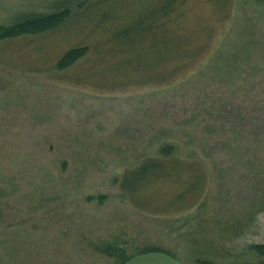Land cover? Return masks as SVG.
I'll return each mask as SVG.
<instances>
[{
    "label": "rangeland",
    "instance_id": "374dc122",
    "mask_svg": "<svg viewBox=\"0 0 264 264\" xmlns=\"http://www.w3.org/2000/svg\"><path fill=\"white\" fill-rule=\"evenodd\" d=\"M81 1L0 0V26L72 8L53 30L0 43V264H121L145 249L263 264L264 0H186L173 30L197 32L200 50L170 62L143 23L164 0ZM225 56L240 62L227 78ZM165 146L181 163L136 182ZM191 158L202 195L169 204Z\"/></svg>",
    "mask_w": 264,
    "mask_h": 264
},
{
    "label": "trees",
    "instance_id": "16d2710c",
    "mask_svg": "<svg viewBox=\"0 0 264 264\" xmlns=\"http://www.w3.org/2000/svg\"><path fill=\"white\" fill-rule=\"evenodd\" d=\"M185 2L186 0H167V1L164 0L162 1L161 6L159 5L160 11L162 12L163 16L161 18H157V13H155L156 17L153 20L149 18V19H145L144 20L145 22H143L144 24H146L144 28L147 27L146 30L148 32H151L154 37L157 36V39H159V41H154L153 45L155 44L158 45L157 47L158 53L163 54L162 49L165 50L166 56L168 58L165 60L166 62L173 61L174 59H181L182 57L190 58L195 52H198L200 50L194 44V41L197 36V32L190 31L187 29L186 31H181V32H175L176 30H173L172 22H174V20L178 17L183 18L185 16V10L182 11L181 9L185 5ZM85 3L86 2L82 0L80 3H78L77 8H80L81 6L83 7ZM75 9L76 8H73V11ZM71 11L72 8L69 7L62 9L60 8L59 10L50 14L35 15L25 19L24 21L14 23L9 26H0V43L3 41L18 39L27 36H38L47 31L53 30L57 28L60 24H62L64 20L70 16ZM160 19H162V21H160ZM204 33L206 35L209 34V32L203 31V34ZM166 35H168L167 38H165ZM159 45H164L165 47H162L161 49ZM177 51L183 54L182 57L176 55L175 52ZM248 51L249 50L247 46L245 47V49L242 50V52H246L244 53L246 57L249 56V54L247 53ZM86 52H87V47L85 46L71 48L59 58L55 67L59 70L65 69L71 66L73 63H75L78 59H80ZM237 52H239V50ZM222 60H223L222 76L223 78H227L233 73V68L234 67L236 68V66L239 65L240 62L237 60L235 56L234 57L225 56L222 58ZM203 66L204 64L199 67L198 71H200L203 68ZM210 107L212 108V110H214L213 113L221 115L220 117L224 116L221 112L225 109V106L218 107L217 109H214L213 105ZM173 152L174 149L172 146H165L160 148L159 150L161 157L144 159L136 169L137 171L134 175L136 182H143V181L146 182V178H148L150 175L156 177L162 176L164 179L168 178L171 175L172 171H174L175 169L172 168L166 169L167 165L175 164L176 163L175 159L180 163L182 161V160L181 161L178 160L179 158L176 157L174 158V156L171 155ZM184 161L185 162L181 164L184 165V167L185 166H187L188 168L190 166L194 167V169H190L192 180L190 181V183L186 185L183 191L177 193L174 196V199L169 201V204H172L173 202H175L176 204V202L179 201L182 203L181 207L190 208L197 203L198 199L202 195L203 192L202 188H204V184H205V174L204 172L201 173L199 166L200 164L198 160L191 158L188 160L185 159ZM128 173L129 172H127L126 174L128 175ZM127 175L125 177H127ZM126 181L129 182L128 179ZM136 187L137 186H134L133 190L137 189ZM122 188L123 190L129 189V188L127 189V185L125 187L122 185ZM253 249L259 255L262 256L263 264H264V244L254 245ZM146 252H162V251L158 249H148V250L145 249L141 253H146ZM129 258L130 257H124L123 260L121 261V264H123ZM197 264H211V263L207 260L199 259Z\"/></svg>",
    "mask_w": 264,
    "mask_h": 264
},
{
    "label": "water",
    "instance_id": "95a60500",
    "mask_svg": "<svg viewBox=\"0 0 264 264\" xmlns=\"http://www.w3.org/2000/svg\"><path fill=\"white\" fill-rule=\"evenodd\" d=\"M123 264H181V263L166 253L146 252L130 257Z\"/></svg>",
    "mask_w": 264,
    "mask_h": 264
},
{
    "label": "crops",
    "instance_id": "0c3cea01",
    "mask_svg": "<svg viewBox=\"0 0 264 264\" xmlns=\"http://www.w3.org/2000/svg\"><path fill=\"white\" fill-rule=\"evenodd\" d=\"M124 124H127V125H125V127H130L131 120H129V119L125 120V121H124ZM121 131H122V130H121ZM122 132H124V131H122ZM122 132H121V133H122ZM134 137L136 138V136H134ZM125 138H128V137L126 136ZM161 148H162V147H161ZM159 150H160V149H159ZM137 165H138V164H137ZM137 165H136V166H137ZM136 166H135V167H136ZM131 168H132V167H131ZM128 170H129V168L126 169V171H128Z\"/></svg>",
    "mask_w": 264,
    "mask_h": 264
}]
</instances>
